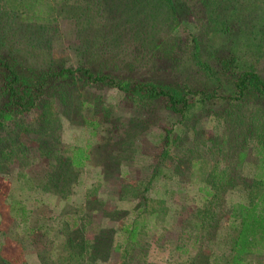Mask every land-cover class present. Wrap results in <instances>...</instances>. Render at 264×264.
Returning a JSON list of instances; mask_svg holds the SVG:
<instances>
[{
  "label": "rangeland",
  "instance_id": "374dc122",
  "mask_svg": "<svg viewBox=\"0 0 264 264\" xmlns=\"http://www.w3.org/2000/svg\"><path fill=\"white\" fill-rule=\"evenodd\" d=\"M64 8L60 10L64 19L55 21L59 25L53 54L61 46H82L81 33L71 28L74 21ZM260 8L251 3L249 17L254 16V21L241 23L264 31ZM249 30L238 25L234 52L264 80V49L260 55L250 54L258 43ZM218 40L222 44L224 39L217 35ZM17 56L30 62L35 55ZM172 60L169 56L154 59L143 65L144 71L166 78L172 73ZM85 94L81 100L87 105L79 106V100L66 106L65 101L58 106L40 100L30 112L1 121L0 139L6 149L0 158V260L4 264H121V253L110 252L117 246L116 231L129 220L128 211L139 207L141 196H148L141 183L151 176L161 177L157 175L161 168L168 178L152 188V195L166 201L168 211L155 224L158 227L148 230L144 243L129 251L125 264H186L188 256L196 264L200 260L217 263L222 250H227L229 207L251 199L257 116L252 123L250 115L257 114L259 106L242 102L237 109L209 107L212 110L179 124L176 118L168 119L162 103H151L147 109L108 88ZM62 109L68 110L67 115ZM210 112L213 119L207 116ZM91 118L102 121L97 136L87 132L85 121ZM169 126L175 128V140L167 143ZM76 149H82L87 159L81 170H70L66 156ZM203 187L212 193L218 189V199L212 197L215 205L211 197L205 201ZM13 202L22 206L21 219L9 213ZM200 208L206 210V217L202 218ZM201 226H206L209 236L178 256L173 249H180L188 234L196 235ZM204 230L201 237L206 235ZM99 236L107 240L99 242ZM103 245L109 248L106 259L99 252L106 248Z\"/></svg>",
  "mask_w": 264,
  "mask_h": 264
},
{
  "label": "trees",
  "instance_id": "16d2710c",
  "mask_svg": "<svg viewBox=\"0 0 264 264\" xmlns=\"http://www.w3.org/2000/svg\"><path fill=\"white\" fill-rule=\"evenodd\" d=\"M250 2L252 7H261L264 15V0H0V128L1 121L30 112L40 100L58 106L79 100V106H83L87 105L81 100L86 99V90L91 93L102 88L114 90L147 109L155 102L162 103L168 119L176 118L179 124L190 121L196 113L212 110L209 107L237 109L242 102L259 106L261 112L258 109L257 114L250 115V122L254 115L259 122L254 124L257 137L251 150L255 165L251 199L247 204L235 202L229 207L227 250H222L213 264H264V80L234 52L237 39L233 38L238 25L250 28L247 32L257 35L258 51L248 53L260 55L264 49L260 44L264 42V31L241 23L254 21V16L249 17L253 12ZM63 6L67 18L74 21L71 28L81 33L78 41L85 49L61 46L53 54L59 25L55 21L64 19L60 14ZM91 33L96 35H85ZM217 35L224 39L222 44L216 42ZM19 53L35 56L26 62L17 56ZM166 56L174 58L170 76L145 73L144 64ZM200 78L202 81L195 82ZM67 111L62 109L61 113L67 115ZM212 115L207 113L210 119ZM85 122L87 132L97 136L102 121L91 118ZM174 132L175 128L169 126L167 143L175 140ZM4 145L0 139V158ZM86 159V153L76 149L66 156L67 168L81 170ZM157 175L160 179L155 175L141 183L148 196H141L139 207L128 211L129 220L116 231L117 246L110 252L121 253V264L131 257L129 251L144 243L151 233L148 230L158 227L155 224L166 216L169 204L152 195V188L168 175L161 168ZM203 192L205 201L211 197L215 205L218 189L212 193L203 187ZM198 212L206 217L204 208ZM9 213L13 219L24 216L19 202L10 204ZM204 223L210 227L209 222ZM206 226H201L196 235L188 234L183 246L173 249L176 254L187 253L188 247L193 249L208 237ZM202 230L206 231L204 237L200 236ZM99 238V242L107 240ZM108 250L99 251L105 259ZM187 259L186 264H196L194 258ZM0 264H4L2 260ZM198 264L206 263L200 260Z\"/></svg>",
  "mask_w": 264,
  "mask_h": 264
}]
</instances>
